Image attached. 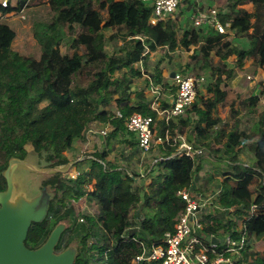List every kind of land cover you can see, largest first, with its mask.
<instances>
[{
	"label": "trees",
	"instance_id": "16d2710c",
	"mask_svg": "<svg viewBox=\"0 0 264 264\" xmlns=\"http://www.w3.org/2000/svg\"><path fill=\"white\" fill-rule=\"evenodd\" d=\"M7 1V7L0 5V17L19 13L29 5V0ZM227 1V12L220 15L221 19L230 21V31L246 37L249 48H239L233 41L223 40L224 36L207 37L181 71L186 73L191 67L196 76L208 71L213 82L225 86L234 76V70L226 64L232 56L239 68L251 63L264 71V0ZM47 3L51 21L33 25V36L40 46L38 59L11 49L15 31L0 19V190L5 189L2 173L10 159L17 155L23 158L31 149L52 159L49 168L58 167L68 162L66 152L76 142H86V131L92 123L110 125L112 130L106 134L102 150L74 162L75 178L55 173L47 182L53 185L54 192L48 215L64 210L50 220L31 224L24 245L31 250L38 248L58 223H67L66 230L72 228V203L86 198L95 203L96 213L82 215L84 224L69 235L63 246L66 249L75 242L73 264H136L133 258L141 251L140 243L161 244L164 233L173 230L184 207L176 193L191 186L195 162L175 152L171 155L173 147L165 144L168 151L162 158H170L156 161L157 172L146 182L136 184V179L118 162L108 160L112 143L123 136L125 119L132 114L152 117L151 144L157 136L164 138L165 132L175 137L174 120L165 122L159 118L148 95L132 88L133 80L141 77L135 65L145 60L143 45L135 36H146L150 51L167 47L175 53L188 52L198 45V32L193 27L181 31L182 13L151 26L152 8L141 0H47ZM247 5L250 10L245 8ZM110 29L119 32L106 38L104 31ZM66 37L70 38V45L63 53ZM108 40L121 43L113 54L105 50ZM150 78L162 87L167 85L160 70ZM216 94L213 99H199L191 106L202 125L197 138L199 148L214 157L218 145L241 146L244 133L238 130V122L232 123L231 117L237 119L241 104L248 115L255 113L258 104L256 95L240 100L232 92L216 91ZM169 106L159 102L157 108L165 110ZM109 107L122 118L115 113L109 115ZM252 133L255 135L251 145L252 165L239 162L233 151L220 150L227 156L220 161L227 170L221 183L223 189L217 194L218 205L232 209L244 221L249 235L264 240V214L247 217L252 205L264 208V116L253 126ZM169 144L172 145V140ZM132 209L139 211V226L135 232L126 234L132 227ZM203 223L206 233L213 234L229 233L236 226L229 221L221 223L217 216L205 217ZM90 237L101 238L99 247L96 243L86 248ZM58 249L60 241L55 247ZM92 249L97 251L96 259L88 254ZM249 254L253 260L249 264H264V248L261 251L254 248Z\"/></svg>",
	"mask_w": 264,
	"mask_h": 264
},
{
	"label": "rangeland",
	"instance_id": "374dc122",
	"mask_svg": "<svg viewBox=\"0 0 264 264\" xmlns=\"http://www.w3.org/2000/svg\"><path fill=\"white\" fill-rule=\"evenodd\" d=\"M196 1L200 2V7L202 8L208 9L209 7H216L219 11L227 12V5H228L227 0H196ZM28 4H29L28 7L22 10V12L9 13L5 17H3L1 21L11 26V28L15 31V38L12 42L11 49L19 53L20 55L38 59L40 55V46L33 36V25L37 23H43V24L49 23L51 21L52 12L49 9L47 0H29ZM245 8H248V10L251 9L249 5L245 6ZM194 10H195V3H193V0H186V1L180 0V4H179L177 11L175 12V15L182 13L181 15L182 18L180 21L181 22L184 21L183 23L187 24L189 23V16L192 15ZM117 32L119 31L116 29H110V30L104 31V35L106 36V38H108L111 35H116ZM200 38L202 42L205 40V37L203 36V34L200 35ZM229 38L230 39L228 40H232L235 44H237L239 48H243V49L249 48L248 41L246 37H244L243 35L233 33V35L230 36ZM120 44H121L120 42L113 43V41L110 42L108 40L105 45V50L107 53L113 54L115 51H117V48L118 46H120ZM69 45H70V38L66 37V40H64L63 42V53H66L69 50ZM199 51L200 49L198 48L197 52ZM155 58L156 59H155V62L153 63L154 64L153 66L146 67V64L143 65L142 70H144V73H147V75H151V74L154 75L161 68H163L165 73L171 70H174L175 72H181L185 61L188 59V55L180 54L179 56L178 54V55L172 56L171 58H168V57H165L164 53L161 52V54H158V56H156ZM232 58L233 56L230 57V59ZM156 64H157V67H156ZM248 65L249 66L251 65L253 67L255 66L251 63H248ZM135 67L141 70L140 66L136 65ZM183 74H190V75L196 76V74H194L192 71L189 73H183ZM199 75H203L206 77L207 80L205 81V84L207 83V81H210L209 75L206 72H200ZM139 79L140 78H135L133 80V84H132L133 88L134 89L137 88L136 84L137 86H142V88L143 87L145 88V86L147 87V85H145L146 81H143L142 83V82H139ZM258 84L260 86V81ZM244 86H246V88L244 89L245 91H242V93H244L246 96H248L251 93H254V85L252 84L247 85V83H244ZM261 86L263 87L262 84ZM237 88L238 87H236V89ZM258 90L260 91V88L259 89L257 88V91ZM157 92L159 93V90ZM166 94L167 95L170 94V91L162 92L160 100H162V98H164ZM240 108L243 109L242 104L240 105ZM262 108L264 109V106ZM107 109L109 111H112L111 107ZM242 109L239 114V116L242 117V123L239 125V130H242V132L244 133V138H242V142L244 144L240 148V156L242 155L244 159L243 161L238 159V161L243 162L244 164H250V161L248 162L249 154H251V145L253 143L255 135L252 133L253 131V128H251L252 123L249 120L244 119V118H247L248 115H246L247 116L246 117L244 115L245 111ZM116 112L117 111L115 110L113 111V113H116ZM231 119L236 120L234 117H231ZM238 122H241V121L238 120ZM185 130L186 129H184L183 131ZM106 133L107 135L110 133V131H108V128H106ZM102 139H103V136L101 135L94 136V139H93L94 142H91L88 145L84 144V145H77L73 147L71 151L66 152V156L68 157V162L63 163L62 165L55 167V168H49V165L53 163L52 159L45 158L44 155L43 156L38 155L34 153L31 149L27 150V155H25L23 158H20L19 155H17L14 159H18V160L26 162L31 167H33V169L35 170H32L26 166L24 167L19 166L17 168V170L15 171L12 177L15 185H17V187L13 191V197H16L18 195H23L26 199H29L31 197L36 196L37 193L40 191L41 187L45 186L47 189V192L51 194V198H52L54 195L53 185L47 184V182L50 181V178L55 173H61L62 177L64 175H67L70 178H75V176H77V171L75 169L76 167H74V162L91 155L93 153L92 150L94 147H95V150H102V145H101ZM155 141L156 139L153 138L152 147L149 153H147L145 156L142 157V160H143L142 162L140 161L141 157L137 156V154L134 151L132 153L130 151L124 152V149H123V156L121 157L116 156L115 158L117 159V161H121V163L123 164V168L131 176H133L136 179L135 181L136 184H139L140 182L143 183V181L146 182L151 175H154L157 172V167L154 164V160H158L161 153ZM116 148L117 147L113 145L112 149L117 150ZM118 153H119L118 150L114 152L115 155H118ZM218 156H219V159H216L215 161L208 160V163L207 162L204 163L203 159L201 160L200 169L197 170L196 172H193L192 174L193 175L192 182H191V186L189 187V190L191 191L192 194H195L196 196H200L202 198L212 197L213 202H214V206L212 208L216 209L217 213L215 214L221 222L229 221L232 223H236L238 220H240L237 218L236 213H234L232 209L224 210L218 205L217 192L223 189V185L221 183H222L224 173L227 170L225 167H223L224 164L221 163L222 161L225 160V158L221 157V155L219 154ZM209 157H213V156H209ZM137 158L139 160H137ZM213 162L220 165L218 166L219 169L215 170L216 164H214ZM198 164H199V161L197 160L196 166ZM120 165L121 164H119V166ZM151 168L153 170L149 172ZM198 172H200L201 176H199ZM147 174L149 176H147ZM91 187L92 185H89L88 190H91ZM72 204H73V209H74L72 224H74V226L66 230L67 223L61 222L65 225V229L62 232L60 239H59L60 249L55 250L56 253L62 251L63 246L67 238L69 237V235L71 233H74V231L77 230V227L80 224H84L82 215L88 214V215L93 216L96 213L95 203L93 201H87L86 198H82L77 202H73ZM63 210L64 209H60V210H56L54 213L50 215L47 214L45 219L50 220L51 218L55 216H59L63 212ZM207 211H212V209L208 208ZM138 212L139 211L137 209L131 210L130 221H131L132 227L129 230H126L124 233L130 234V232L136 231V229L139 226L137 222V218L139 217ZM205 217H209V216L204 215V218ZM232 218H234L236 221H234ZM96 243H98L97 246L99 247V245L101 244V238L98 237L94 239L93 237H90L86 240V248L90 249L92 248L93 244H96ZM257 244H259V242L256 243V245ZM71 247H75V242L71 244ZM257 248L262 250L264 248V242H262ZM88 254L91 255V259L94 258L93 256H95V259L97 258L96 249L90 250ZM98 264H101V263L98 262Z\"/></svg>",
	"mask_w": 264,
	"mask_h": 264
},
{
	"label": "built area",
	"instance_id": "2783aa9c",
	"mask_svg": "<svg viewBox=\"0 0 264 264\" xmlns=\"http://www.w3.org/2000/svg\"><path fill=\"white\" fill-rule=\"evenodd\" d=\"M11 1L14 3L15 0ZM141 1L152 8L149 19L151 26L172 17L180 4V0ZM193 3H195V10L189 16L191 27L196 30L202 29L205 26L209 27L214 30L216 35L224 36L223 39L233 35L234 32L229 30L231 23L221 19L220 15L225 14L224 11L221 12L216 7L202 8L200 7V2L196 0H193ZM8 4L7 0H0L2 7L5 8ZM5 16H1L0 19ZM135 38L143 45V55L146 54L148 50L145 42L148 38L143 35L135 36ZM172 80L176 90L169 108L159 110L157 108L159 100L158 89H153L152 91L155 98L151 108L165 122L178 119L186 114L194 103L199 89L205 84L206 77L203 75L193 76L174 72ZM115 115L118 118H122L119 112H116ZM152 123V117H144L139 114L130 115L124 122L127 133L134 136L142 157L149 153L152 147ZM93 133L95 131L90 128L86 131L87 135ZM98 134L104 137L107 133L106 130H101L98 131ZM175 154L187 156L194 161L196 156L202 154V150L196 149L190 144L181 143L176 149ZM169 158L170 156L159 160ZM176 196L180 198L184 207L173 225V230L164 233L161 244L146 246L140 243L141 251L133 258L134 263L249 264L253 262L249 252L253 249L251 246L255 237L246 232L243 220H238L236 226L231 228L229 233H225L222 236H219L218 233H206L203 223L204 215L214 217L216 216L215 213H217L216 209L212 208L214 206L213 198L196 196L189 189L185 188L179 190ZM208 208H211L212 211H207ZM247 212V217L257 216L260 212L264 214V208L260 209L256 205H252ZM232 219L236 221L234 218ZM209 226L212 227V225ZM212 238L217 240V242H212ZM206 239L208 240L206 241Z\"/></svg>",
	"mask_w": 264,
	"mask_h": 264
},
{
	"label": "crops",
	"instance_id": "0c3cea01",
	"mask_svg": "<svg viewBox=\"0 0 264 264\" xmlns=\"http://www.w3.org/2000/svg\"><path fill=\"white\" fill-rule=\"evenodd\" d=\"M221 12H223V11H221ZM183 22L184 21L180 22L181 23V27H180L181 31H186L187 29L192 28L191 25H190V21L187 24H184ZM197 32H198V35H199V43H198V45L192 46L188 52H179V51H177L175 53H172V52H169L167 47L156 48L154 51H150L148 46L146 45L148 52L146 54H144L145 60L139 62V64H137V65L140 66V68H141V70H140L141 77L139 79V82L143 83V81H146L145 85H147V87L145 86V88L144 87L142 88V86H137V84L135 83L137 88L134 89L133 85H132L133 90H137V91L143 90L148 95L149 99L152 100V102H153V100L155 98V95L152 93V91H153V89H158L159 90L158 103L162 102L164 104L170 105L171 102H172V99L174 97L175 90H176V88H175V86L173 84V80H172L173 77H171V74L174 73L175 71L171 70V71H168V72L165 73L163 68L160 69L161 73H162V77L164 79L163 83L167 84L166 86L162 87V86H160V84L153 83V80L150 78V76L152 74L151 75H147V73H144V70H142L143 65L146 64V67L153 66L154 65L153 63L155 62V59H156L155 57L158 56V54H161V52L164 53V56L168 57V58H170V56L172 57V56L178 55V54H179V56H180V54H186V55H188V59L185 61L184 65H183L182 69H184L186 67V65H188L189 60L196 54L195 52H197V49L199 48V46H202L203 42L205 41L204 40L202 42L200 40L201 39L200 35L203 34L205 39L207 37H213V36L216 35V33L214 32L213 29H211L209 27H206V26L203 27L202 29L197 30ZM229 37L230 36L226 37L223 40L230 39ZM232 39H234V38H232ZM226 64H227V68L228 69H233L234 70V76L232 77V79L229 82H227V86H225L224 84H217V83L213 82V80L209 77L210 81H207V83L204 84L199 89L195 101L197 102V101H199V99H201V100L213 99L215 97L216 91H218L219 94H222V93H225V92L226 93L227 92H232L234 94H237L241 100H244V99H246V98H248V97H250L252 95H254V96L256 95V96H258V104L255 107V113H252L251 115H248V114L244 113L245 116L248 115V117H249L248 118L246 116L247 118H244V119L245 120H249L252 123L251 124V128H253V126H255V124L258 122L259 118L264 116V109L262 108L264 106V71L262 69H260L259 67H257V66L253 67V66L250 65L251 66L250 67L248 65V63L246 65H244L243 68H239V67L235 66L234 56H233L232 59L228 58L226 60ZM156 66H157V64H156ZM190 68L187 69L186 73L191 72L192 69H190ZM147 71H149V70H147ZM205 72L208 74V71H205ZM259 81H260V86L258 84ZM243 82L247 83V85H251V84L254 85V93H251L248 96H246L244 93H242V91H245L244 89L246 88V86H244ZM234 84H235V86H234ZM261 84L263 85V87L261 86ZM171 86H173L174 90H173V88H171ZM236 87H238V88L236 89ZM257 88L258 89L260 88V91L259 90L257 91ZM164 91H166V92L170 91V94H168V95L166 94L165 97L162 98V100H160L162 92H164ZM152 102H151V105H152ZM111 109H112V111H109V115H111L113 113V111H114V109L112 107H111ZM224 114H226V113H222L223 117L226 116ZM236 120H233L232 123H234L235 121L238 122V120L241 121V122H238V130H239V125L242 123V117L238 116ZM174 123L176 124V128L174 129L175 137H172L171 135L168 134V132H165L164 138H162L161 136H157V138H156L155 143L158 145V148H159L160 153H161L159 159H161L162 156H164V154L167 153V151H168L165 148V144H168V146L173 147V151H172L171 155L174 154V152L176 151V149L178 148V146L181 143L190 144L196 149L199 148L198 139L197 138H198V136H199V134L201 132L202 125L198 121V118H197V115L195 114V112L193 110H191V108H190L186 112V114L184 116H182V117H180L178 119H174ZM89 128L93 129L95 131V133L88 134V135L86 134V142L85 143L76 142L74 147L77 146V145H84V144L88 145L91 142H94V140H93L94 136H99L98 131L106 130V128H108V131L112 130V127H110V125L101 126V124H99L98 122L92 123L89 126ZM180 128H181V131H180ZM184 129H186V130L183 131ZM182 131H183V133H182ZM239 131L242 132V130H239ZM186 134H188V135H186ZM184 136H186V137H184ZM104 138L105 137H103V139L101 141L102 148H103ZM170 140H172V145L169 144ZM132 143L134 145H131ZM241 143H242L241 146L237 147V148H235L233 146H221V145L216 146V148H215L216 157H218V154H219V155H221V157L226 158L227 156L224 155L220 150H230V151H233V153L237 156L238 159L243 161L244 157L242 155L240 156V148L242 147V145L244 143L243 142H241ZM113 145H115V147H117L116 149L119 151L118 155L114 154V152L117 151V150H113L112 149ZM123 149H124V152H126V151L129 152L130 151L132 153L134 151L137 154V156L141 157L140 161L141 162L143 161L142 160V156H141V154H140V152L138 150V147H137V144H136L134 136L133 135H128L126 133V131L123 132V136L119 137V139L117 141H114L112 143V145H111L112 152L110 153V155L108 157V160L112 161V162L116 161V162H118L119 164L122 165V166L120 165L121 167H123V164L121 163V161H117V159H115L116 156H120V157L123 156ZM199 149H201V148H199ZM94 151H95V147L93 148L92 152H94ZM209 156H210L209 154H206L202 150V154L199 155V156H196L194 158L195 170L193 172H196L197 170L200 169L201 160L202 159L204 160V163H206V162L208 163V160L209 161H215L217 159L214 156L213 157H209ZM137 160H139V159L137 158ZM158 160H154V164ZM197 160L199 161V164L196 166ZM249 161H250V164H253V162H254V160L252 158V153L249 154L248 162ZM250 164H247V165H250ZM217 169H219V167L215 168V170H217ZM198 173H199V176H201L200 172H198ZM221 223H225V222L222 221ZM224 234L225 233H221L220 231L218 232L219 236H222ZM262 240H263L262 238H256L255 237V240H253V244H252L251 247L253 249L255 248L257 251H261V249H258L257 247L264 241V240L263 241ZM258 242H259V244L256 245V243H258Z\"/></svg>",
	"mask_w": 264,
	"mask_h": 264
},
{
	"label": "water",
	"instance_id": "95a60500",
	"mask_svg": "<svg viewBox=\"0 0 264 264\" xmlns=\"http://www.w3.org/2000/svg\"><path fill=\"white\" fill-rule=\"evenodd\" d=\"M19 166L35 170L26 162L12 158L2 173L6 188L0 191V264H73L76 256L74 247L59 253L55 251L65 229L63 223H58L38 248L31 250L25 247L24 241L31 224L43 222L48 214L51 194L44 186L29 199L23 195L13 197L17 185L12 177ZM211 240L217 242L214 238Z\"/></svg>",
	"mask_w": 264,
	"mask_h": 264
},
{
	"label": "flooded vegetation",
	"instance_id": "af4514ba",
	"mask_svg": "<svg viewBox=\"0 0 264 264\" xmlns=\"http://www.w3.org/2000/svg\"><path fill=\"white\" fill-rule=\"evenodd\" d=\"M44 187V186H43ZM5 188H6V185H5ZM42 188V187H41ZM5 189H3V190H0V191H4ZM62 250H64V249H62ZM59 253V252H58Z\"/></svg>",
	"mask_w": 264,
	"mask_h": 264
}]
</instances>
